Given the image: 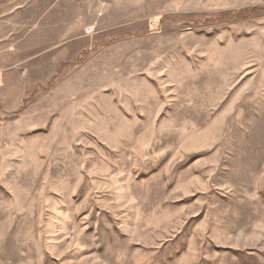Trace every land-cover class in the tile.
Here are the masks:
<instances>
[{
    "label": "rangeland",
    "instance_id": "obj_1",
    "mask_svg": "<svg viewBox=\"0 0 264 264\" xmlns=\"http://www.w3.org/2000/svg\"><path fill=\"white\" fill-rule=\"evenodd\" d=\"M0 0V264H264V0Z\"/></svg>",
    "mask_w": 264,
    "mask_h": 264
},
{
    "label": "built area",
    "instance_id": "obj_2",
    "mask_svg": "<svg viewBox=\"0 0 264 264\" xmlns=\"http://www.w3.org/2000/svg\"><path fill=\"white\" fill-rule=\"evenodd\" d=\"M1 84H2V80H1V76H0V86H1Z\"/></svg>",
    "mask_w": 264,
    "mask_h": 264
},
{
    "label": "crops",
    "instance_id": "obj_3",
    "mask_svg": "<svg viewBox=\"0 0 264 264\" xmlns=\"http://www.w3.org/2000/svg\"><path fill=\"white\" fill-rule=\"evenodd\" d=\"M19 1V0H18ZM18 1H16V2H18ZM19 3H20V1H19Z\"/></svg>",
    "mask_w": 264,
    "mask_h": 264
}]
</instances>
